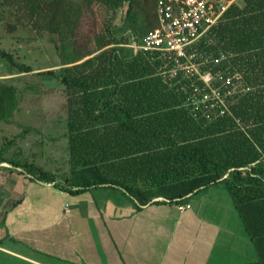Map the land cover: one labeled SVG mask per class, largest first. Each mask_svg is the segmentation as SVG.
<instances>
[{
  "label": "trees",
  "instance_id": "trees-1",
  "mask_svg": "<svg viewBox=\"0 0 264 264\" xmlns=\"http://www.w3.org/2000/svg\"><path fill=\"white\" fill-rule=\"evenodd\" d=\"M5 1L17 4L34 29L72 47L58 76L66 92L70 168L61 185L33 163L1 152L0 163L71 195L120 188L140 206L181 203L221 183L257 251L250 264H264V0L231 6L194 45L197 61L206 60L202 69L214 77L211 88L182 74L166 79L161 61L134 53L110 22L96 34L95 51L75 47L83 14H93L94 6L114 15L126 4L124 31L138 39L156 26V0ZM0 58L10 64L7 73L30 71L1 50ZM205 93L208 99L194 104ZM15 103V87L0 81V121Z\"/></svg>",
  "mask_w": 264,
  "mask_h": 264
},
{
  "label": "crops",
  "instance_id": "crops-1",
  "mask_svg": "<svg viewBox=\"0 0 264 264\" xmlns=\"http://www.w3.org/2000/svg\"><path fill=\"white\" fill-rule=\"evenodd\" d=\"M180 205L189 208L181 212ZM0 255L27 264H250L259 259L221 183L181 203L140 206L120 188L71 195L6 163H0Z\"/></svg>",
  "mask_w": 264,
  "mask_h": 264
},
{
  "label": "rangeland",
  "instance_id": "rangeland-1",
  "mask_svg": "<svg viewBox=\"0 0 264 264\" xmlns=\"http://www.w3.org/2000/svg\"><path fill=\"white\" fill-rule=\"evenodd\" d=\"M237 4L243 6L242 0ZM126 9L125 4L112 15L110 10L94 6L93 14H83L74 40L75 47L79 51H95V36L109 22L114 34L129 38L130 45L134 37L129 31H124ZM0 50L9 54L16 64L30 70L21 72L14 67L8 72L11 77L3 80L15 87L16 103L10 117L0 121V152L21 164L33 163L52 172L55 181L64 185L70 168L65 137L67 103L66 92L58 76L64 67V54L69 53L72 47L56 34L34 29L17 4L0 0ZM1 62L7 70L8 61L1 58ZM201 78L207 83L212 80L204 72ZM0 264L27 263L0 255Z\"/></svg>",
  "mask_w": 264,
  "mask_h": 264
},
{
  "label": "built area",
  "instance_id": "built-area-1",
  "mask_svg": "<svg viewBox=\"0 0 264 264\" xmlns=\"http://www.w3.org/2000/svg\"><path fill=\"white\" fill-rule=\"evenodd\" d=\"M238 1L156 0V26L142 38H132L131 44L126 46L134 53H148L153 58H158L161 61L160 72L165 78L171 80L182 74L188 80L194 78L211 88L214 77L209 71L202 69L206 60L197 61L193 47ZM203 72L211 76V82L207 83L201 78ZM10 77L0 58V81ZM237 85L233 86L234 90ZM211 93L215 95L217 91L212 90ZM208 97L205 93L203 99H195L193 102L198 104ZM187 208L188 205L178 206L181 212Z\"/></svg>",
  "mask_w": 264,
  "mask_h": 264
}]
</instances>
